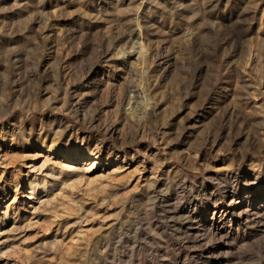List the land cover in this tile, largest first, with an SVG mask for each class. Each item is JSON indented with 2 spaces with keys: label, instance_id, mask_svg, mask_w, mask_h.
I'll return each mask as SVG.
<instances>
[{
  "label": "rangeland",
  "instance_id": "obj_1",
  "mask_svg": "<svg viewBox=\"0 0 264 264\" xmlns=\"http://www.w3.org/2000/svg\"><path fill=\"white\" fill-rule=\"evenodd\" d=\"M0 264H264V0H0Z\"/></svg>",
  "mask_w": 264,
  "mask_h": 264
}]
</instances>
